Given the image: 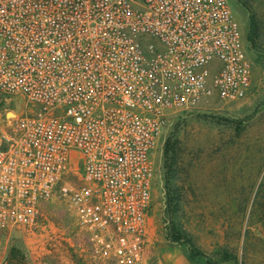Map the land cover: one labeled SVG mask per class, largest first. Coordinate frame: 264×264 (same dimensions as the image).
I'll return each mask as SVG.
<instances>
[{"label":"built area","instance_id":"built-area-1","mask_svg":"<svg viewBox=\"0 0 264 264\" xmlns=\"http://www.w3.org/2000/svg\"><path fill=\"white\" fill-rule=\"evenodd\" d=\"M251 77L230 0H0V91L27 107L1 137L0 229L60 197L96 256L140 264L170 117Z\"/></svg>","mask_w":264,"mask_h":264},{"label":"rangeland","instance_id":"rangeland-1","mask_svg":"<svg viewBox=\"0 0 264 264\" xmlns=\"http://www.w3.org/2000/svg\"><path fill=\"white\" fill-rule=\"evenodd\" d=\"M230 1L245 36L250 13L260 24L256 44L247 41L251 87L243 98L213 99L170 117L153 154L156 174L140 264L150 260L154 245L175 244L187 252L186 243L167 237L173 230L216 264H264V0ZM25 114L20 96L0 91V142L14 118ZM81 173L72 164L65 179L79 183ZM12 246L20 251L15 264H115L95 255L60 197L44 201L32 224L0 229V264ZM225 249L237 259H223Z\"/></svg>","mask_w":264,"mask_h":264},{"label":"trees","instance_id":"trees-1","mask_svg":"<svg viewBox=\"0 0 264 264\" xmlns=\"http://www.w3.org/2000/svg\"><path fill=\"white\" fill-rule=\"evenodd\" d=\"M260 24L258 19L254 13H250L248 16V32L246 34V39L251 44L255 45L258 38L260 37ZM169 146V147H168ZM171 150L170 143H167V150ZM170 170H175L170 165ZM175 173L170 177H174ZM174 228V227H173ZM183 232L180 230H173V232L167 233V237L178 243H186L187 244V256L193 260L198 261V259H203L204 264H216V261L209 257L201 248H198L195 244L191 242L189 238H182ZM19 249L16 246H12L9 250V254L7 256L6 262L4 264H15L16 260L19 258ZM223 259H237V256H233L231 253H228V250L225 249V253L223 255ZM240 264H250L246 260H242Z\"/></svg>","mask_w":264,"mask_h":264},{"label":"crops","instance_id":"crops-1","mask_svg":"<svg viewBox=\"0 0 264 264\" xmlns=\"http://www.w3.org/2000/svg\"><path fill=\"white\" fill-rule=\"evenodd\" d=\"M147 264H200L191 260L177 245H154Z\"/></svg>","mask_w":264,"mask_h":264}]
</instances>
